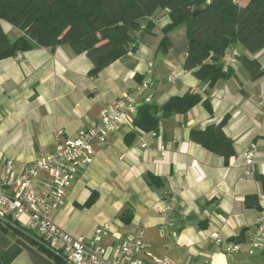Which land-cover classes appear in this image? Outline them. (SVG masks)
<instances>
[{
    "label": "crops",
    "instance_id": "crops-1",
    "mask_svg": "<svg viewBox=\"0 0 264 264\" xmlns=\"http://www.w3.org/2000/svg\"><path fill=\"white\" fill-rule=\"evenodd\" d=\"M168 21L167 16L158 20L151 34L142 36L135 53L116 60L96 77L89 75L92 64L86 55L67 45L34 46L0 60V169L5 158L12 159L20 171L52 152L58 130L74 137L95 126L101 109L120 103L140 85L138 77L145 79L150 71L154 104L160 106L171 96L194 90L209 101L212 114L202 104L167 119L159 111L154 133L134 130L128 119L95 147L93 162L67 191L64 206L52 214L53 221L84 241L106 226L103 243L109 252L117 238L142 229L149 259L168 258L173 264H264V249L250 246L259 211L244 204L247 195H264L256 179L264 176V106L259 105L264 75L251 80L238 60L230 65L229 51L220 61L231 67L233 77L212 88L200 84L182 67L187 52L185 29L172 30L170 49L158 53ZM1 26L8 38L12 33L10 40L22 34L5 21ZM232 50L256 59L264 69V50L252 56L241 45ZM224 118L223 131L235 150L227 161L189 138L191 129H204ZM133 131L135 137L127 145L125 136ZM251 143L258 151L252 168L243 158ZM148 173L161 179L159 186L147 183ZM42 185V179L35 184L40 194ZM92 194L95 200L86 206ZM165 205L170 210L161 212ZM124 211L131 215L128 223L120 218ZM22 223L18 229L23 236L0 225V252L14 244L21 247L9 264H54L26 240L33 235ZM242 230L245 235L237 253L227 255L222 246L211 243L215 237L229 243Z\"/></svg>",
    "mask_w": 264,
    "mask_h": 264
},
{
    "label": "trees",
    "instance_id": "trees-1",
    "mask_svg": "<svg viewBox=\"0 0 264 264\" xmlns=\"http://www.w3.org/2000/svg\"><path fill=\"white\" fill-rule=\"evenodd\" d=\"M165 16L169 21L162 29L158 53L168 52L171 47L169 33L184 25L187 52L182 67L208 88L233 77L231 67L220 60L234 51V46L241 45L250 56L264 50V0H0V60L16 57L34 46L54 49L67 45L75 53L86 55L92 64L89 75L96 77L116 60L135 53L142 36L151 34L154 24ZM1 21L22 34L10 40ZM237 60L251 80L264 75L256 59L238 54ZM138 78L141 84L144 76ZM198 104L212 114L209 101L194 90L171 96L160 106L140 102L131 124L136 131L154 133L159 128V111L162 118L167 119L172 113L185 115ZM225 122L226 118L204 129H191L189 138L227 161L235 150L232 139L223 131ZM134 137L135 131L128 133L125 143L129 145ZM145 178L151 186L160 185L161 179L151 173ZM256 179L264 194V176L256 175ZM94 197L92 194L85 205H91ZM244 204L259 212L262 210L257 195H247ZM120 218L128 223L131 215L124 211ZM0 225L23 236L18 229L22 226L9 217L6 221L0 220ZM244 235L242 230L229 242L240 243ZM26 240L54 264H65L34 236ZM20 251L21 247L14 244L0 252V264H9Z\"/></svg>",
    "mask_w": 264,
    "mask_h": 264
},
{
    "label": "built area",
    "instance_id": "built-area-1",
    "mask_svg": "<svg viewBox=\"0 0 264 264\" xmlns=\"http://www.w3.org/2000/svg\"><path fill=\"white\" fill-rule=\"evenodd\" d=\"M237 56L235 50L231 52L230 65L235 64ZM167 80L172 81L173 78L169 76ZM151 85V72L148 71L144 81L127 93L120 103L101 109L95 126L80 130L74 137L65 136L62 130L56 131L54 150L35 160L31 166L18 171L12 159H3L0 169V220L6 221L9 217L20 225V218L25 216L26 221L22 225L27 231L65 264H173L168 258L147 257L142 229L117 238L109 252L103 243L107 235L106 226L98 227L93 236L84 241L58 227L52 219V214L64 206L67 191L80 172L93 162L95 147L104 144L111 134L127 124L128 119L132 120L137 104L152 102ZM259 105L264 106V93ZM257 152L256 143H251L243 153L247 167L252 168ZM40 179L43 184L41 194L35 188ZM259 203L262 210L250 240L254 250L264 249V195L259 197ZM169 210L168 205L160 209L161 212ZM211 243L222 246L227 255L241 249L240 243L224 244L219 237L213 238Z\"/></svg>",
    "mask_w": 264,
    "mask_h": 264
},
{
    "label": "rangeland",
    "instance_id": "rangeland-1",
    "mask_svg": "<svg viewBox=\"0 0 264 264\" xmlns=\"http://www.w3.org/2000/svg\"><path fill=\"white\" fill-rule=\"evenodd\" d=\"M240 2H244V0H239ZM177 30H180V29H185V27H184V25H180V26H178L177 28H176ZM8 36H9V38H13V35H12V33H8ZM186 41V40H185ZM236 51V50H235ZM237 52V51H236ZM238 53V52H237Z\"/></svg>",
    "mask_w": 264,
    "mask_h": 264
}]
</instances>
